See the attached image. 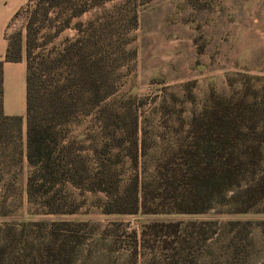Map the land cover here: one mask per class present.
I'll return each instance as SVG.
<instances>
[{
    "label": "trees",
    "instance_id": "trees-1",
    "mask_svg": "<svg viewBox=\"0 0 264 264\" xmlns=\"http://www.w3.org/2000/svg\"><path fill=\"white\" fill-rule=\"evenodd\" d=\"M95 5L96 0H26L24 57L20 35L8 37L3 61L23 59L26 64V110L24 131L22 118L2 114L0 62V216L8 214L5 204L17 190L24 165L25 195L36 209L33 214L74 213V206L70 208L67 196L61 194L65 186L103 194L104 214L197 215L215 208L264 214V78L241 75L240 88L229 95L210 92L202 109L192 115L176 150L156 166L155 178L146 183L134 175L119 190L111 161L102 156L107 145L85 147L68 136V127L79 116L96 110L105 130L113 115L124 123L114 147L124 146L137 167L136 118L108 114L106 107L99 110L114 92L120 66L116 50L121 51L127 39L117 44L113 22L99 18L71 26ZM136 26L133 13L124 31ZM71 27L77 33L74 39L65 40L54 52L35 53L43 29L53 30L51 39ZM87 150L90 157L84 154ZM253 230L263 244L260 264H264V221H232L221 229L214 222L151 223L143 227L141 243L144 247L159 243L172 264H250ZM46 233V243L37 247L17 234L14 226H4L0 264H72L82 237L63 222L51 223ZM204 242H209L206 252L196 255L195 246ZM188 249L196 255L189 262L184 256Z\"/></svg>",
    "mask_w": 264,
    "mask_h": 264
},
{
    "label": "rangeland",
    "instance_id": "rangeland-1",
    "mask_svg": "<svg viewBox=\"0 0 264 264\" xmlns=\"http://www.w3.org/2000/svg\"><path fill=\"white\" fill-rule=\"evenodd\" d=\"M96 2L92 9L74 19L71 26L99 18L113 22L117 44L127 39L121 51L116 50L120 66L114 92L99 110L106 107L108 114L136 118L140 142L137 167H133L124 146L123 149L114 147L124 123L113 115L105 130L97 121L96 110L79 116L68 127V136L85 147L93 144L101 149L102 145H107L102 156L110 159L121 190L134 175L141 183L155 178L156 166L176 150L192 115L202 109L210 92L229 95L240 88L241 75L264 78V0ZM133 13L137 16V26L127 33L125 25ZM23 16L20 29L15 33L20 35L22 57L25 55L26 13ZM52 32L45 28L39 33L35 53L54 52L65 40L77 36L72 27L49 39ZM84 154L91 156L88 150ZM27 172L24 165L16 183L17 190L5 204L8 214L0 216V245L4 226H14L17 234L24 235V240L42 247L51 223H69L83 240L76 248L72 264H172L166 257L168 251H161L159 243L142 246L141 232L151 223L214 222L221 229L232 221H264L261 213L234 214L222 208L197 215L104 214L107 200L103 194L80 192L68 186L62 188L61 194L67 196L70 208L74 206V213L33 214L36 209L28 205L24 189ZM30 223L43 226L37 228ZM211 240H215V236ZM226 241L221 240V244ZM208 244L195 246L196 255L206 252ZM251 246L250 264H260L263 244L256 230L251 234ZM194 255L192 249L184 252L187 262Z\"/></svg>",
    "mask_w": 264,
    "mask_h": 264
},
{
    "label": "crops",
    "instance_id": "crops-1",
    "mask_svg": "<svg viewBox=\"0 0 264 264\" xmlns=\"http://www.w3.org/2000/svg\"><path fill=\"white\" fill-rule=\"evenodd\" d=\"M26 0H0V62L1 66V110L6 117L22 118L23 131L26 110V64L19 62H4L8 47V37L17 33L23 22L22 10Z\"/></svg>",
    "mask_w": 264,
    "mask_h": 264
}]
</instances>
